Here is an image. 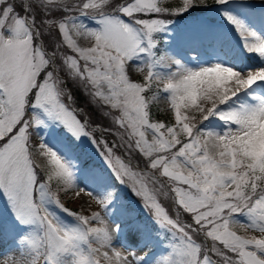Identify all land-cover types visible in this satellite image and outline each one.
<instances>
[{"label": "snow or ice", "instance_id": "1", "mask_svg": "<svg viewBox=\"0 0 264 264\" xmlns=\"http://www.w3.org/2000/svg\"><path fill=\"white\" fill-rule=\"evenodd\" d=\"M191 13L178 45L175 20ZM65 77L109 109L119 143L65 103ZM159 96L169 122L152 118ZM71 189L104 214L65 206ZM0 195V237L19 245L0 264H264V0H0Z\"/></svg>", "mask_w": 264, "mask_h": 264}, {"label": "rangeland", "instance_id": "2", "mask_svg": "<svg viewBox=\"0 0 264 264\" xmlns=\"http://www.w3.org/2000/svg\"><path fill=\"white\" fill-rule=\"evenodd\" d=\"M163 2L165 5L179 6L181 3V0H163ZM211 2H212V0H209V3H211ZM197 15H198V13H196L194 15H192V14L191 15H183V16L176 18L175 25L173 27V33L177 36L178 45H180L182 43V40H183V34H182L181 30L184 28V26L186 24L191 22L193 17H195ZM229 39L232 43L236 42V37L233 35H230ZM77 41L81 46H85V47L90 46V44H91V41H89L86 38L77 37ZM207 48H208L207 43L202 42L201 46L199 48V52L203 55L206 53ZM185 58L187 59V57H185ZM145 72H146V69H145ZM144 74H145L144 72H141L139 74L133 73L132 79L136 80V81H141ZM87 91H91V89H89ZM150 95H152V93ZM151 109H153L154 111H156V110L161 111V113L167 117V119H168L167 121L168 122L171 121L170 118L172 117V114L169 111L168 101L166 99H164L162 96H159L158 99L151 104ZM116 114L117 113L114 112V115H116ZM77 117L79 118L78 115H77ZM53 136L55 137V134H53ZM147 136H148V139L151 140V138H152L151 132H148ZM100 151H103V144H101ZM89 155L92 156L93 161L95 160L97 162H96V164H93V162H90L88 164H93L96 166L101 165L102 161L100 160V157L96 154V152H92L90 150L88 153V156ZM34 158H35L37 164H39L41 167L44 166L45 161H44L43 157L39 156L38 153H34ZM92 159H90V160H92ZM52 184H55V186H57L55 181H53ZM80 187H84V185L81 184ZM76 191H78V189L62 190V192L60 193V198H61L62 202L65 204V206H67L68 208H70L74 211H82L83 214H85V215L91 214V212H93V211H100L102 215L104 214L103 210L101 209V206L99 204H97L95 199L92 196H89L86 191L81 192L79 195H76ZM122 195L125 197L126 201H129L128 202V204H129L128 208L130 211H132L136 214L138 219H140V220L147 219L146 213L140 207L138 197L132 196L131 193L127 192V191L122 192ZM4 209H5V200L2 197V195H0V211H3ZM138 213H140L141 215H137ZM105 218L108 220L109 227L114 228L116 220H114L113 218H109V217H105ZM6 219L7 218H5V222H6ZM234 230H236L238 232V234H245L248 236L259 235L258 232H254L252 230H248L247 232H245L243 229L239 228L238 226L235 227ZM94 246L99 247V245H94ZM18 247H19V245L17 244V242L14 241L13 239H11L9 236L4 235V236L0 237V252L6 253L9 256H18V253H17ZM116 247L119 248L122 252L127 251V249L122 244L117 243ZM103 251H107V249L101 248V252H103ZM152 252H153L154 256L158 257L162 254H166L167 248L165 247L164 244H160V245H157L155 248H153ZM110 255H111V253H110ZM2 259H3V257H0V260H2ZM100 264H106V262L104 261V258L102 256H100Z\"/></svg>", "mask_w": 264, "mask_h": 264}, {"label": "trees", "instance_id": "3", "mask_svg": "<svg viewBox=\"0 0 264 264\" xmlns=\"http://www.w3.org/2000/svg\"><path fill=\"white\" fill-rule=\"evenodd\" d=\"M65 79H66V84L64 85V87L71 89V94L74 97V100H71L72 104L78 108L80 107V109L76 110L75 113L81 119H83L84 115L86 114L89 129L93 130L94 134L98 138L103 137V139L108 140V137L111 136L115 138L117 143H119V141H117V138L115 136L111 135L110 133H106L103 130L104 126H108L110 123L109 120L105 116V113L108 112L109 109L105 107L100 100L93 98V96L91 95V91H85L84 88L81 87L78 83H74L71 80H67L66 77ZM150 93L151 92L147 93V95H149ZM64 99L66 100V103L68 104L67 96H65ZM151 113H152V118L154 120L168 122L165 115L162 114L160 111H153L152 109ZM113 115H114V112H113ZM95 123H98L101 126L103 134L100 133L98 129H96L95 127H92V125ZM125 139H127V137H125ZM120 148H121L123 155L126 158H129L126 154V149L123 147H120ZM115 151L118 154V150L115 149ZM131 160L135 162L139 161L140 165L144 166V162L142 158L134 150L131 153ZM156 187L159 188L160 186L157 185ZM52 188L53 190H56L57 186H55V184H52ZM161 191L162 192L167 191V189H161ZM61 192L62 191H60V193ZM158 198L160 202L164 204V206L168 209V211L174 215V206H173L171 199L163 195H160ZM181 219H186V217L182 216Z\"/></svg>", "mask_w": 264, "mask_h": 264}]
</instances>
